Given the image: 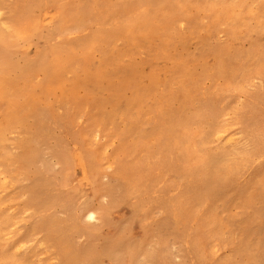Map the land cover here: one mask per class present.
<instances>
[{
    "label": "rangeland",
    "instance_id": "374dc122",
    "mask_svg": "<svg viewBox=\"0 0 264 264\" xmlns=\"http://www.w3.org/2000/svg\"><path fill=\"white\" fill-rule=\"evenodd\" d=\"M231 1L237 4L235 12L214 22V13L224 11ZM64 3L73 16L90 13L97 21L85 18L66 34L50 38V46L59 45L64 55L77 59L60 87L49 90L46 74L37 72L27 87L21 81L16 88L21 120L33 123L25 113L37 108L51 132L38 146H30L40 154L30 173L25 176L20 165L13 164V188L0 187V217L11 216L9 236L0 240V264H63V252L84 264L91 251L100 264H123L129 255L140 253L138 264H198L197 246L205 257L203 264H259V256L264 257V0H216L214 9L207 0ZM34 4L35 0L0 1V17L6 20L12 11ZM251 10L260 20L253 19ZM42 26L30 29L28 49L22 43L29 57H35L44 43L40 36L47 30ZM4 33L11 35L12 30ZM14 53V60L21 62L23 52ZM86 76L82 86L79 81ZM150 81V90L144 92ZM137 95L129 120L113 118L117 110L121 115L131 108ZM71 103L77 105L74 114L79 118L71 116L69 127L99 168L98 183L106 192L96 204L94 220L65 197L66 189L74 194L80 189L73 184L72 172L50 154L52 139L65 138L63 122ZM251 120L256 136L250 150L257 151L237 154L235 145L246 140ZM221 130L225 133L220 137ZM94 132L100 136L94 137ZM34 137V126L12 130L0 156L8 151L16 160L18 155L19 161L27 158L30 147L21 150L17 141ZM231 137L235 143L229 142ZM71 139L68 135L69 146ZM231 166L234 171L229 173ZM79 169L74 168V175L82 181ZM38 174L52 178L44 187L51 194L50 221L75 218L84 234L50 235L45 226L17 250V236L31 231L36 215L42 220V205L31 202L35 189L43 188L35 180ZM216 175L217 191L209 192L198 180ZM61 181L68 187L56 186ZM131 188L141 195V223L113 201L127 196ZM8 194L11 199L6 201ZM180 195L183 200L178 203ZM176 205L179 209L167 216ZM108 210L112 214L105 218L103 211ZM188 230L194 232L190 243L183 241ZM122 241L126 244L120 247Z\"/></svg>",
    "mask_w": 264,
    "mask_h": 264
},
{
    "label": "bare ground",
    "instance_id": "6f19581e",
    "mask_svg": "<svg viewBox=\"0 0 264 264\" xmlns=\"http://www.w3.org/2000/svg\"><path fill=\"white\" fill-rule=\"evenodd\" d=\"M64 1L65 0H35V4L33 6L26 7L25 9H21L18 11H12V13L7 17L6 20L0 17V151H6V143L8 140L7 137L12 130H18L19 132H21L22 130L30 128L31 126L35 127L34 138H19L17 141V148L21 150L23 149L24 151L31 145L38 146L45 140L44 137L48 136L51 132L49 126H47V118L44 116V113H42V111L37 108H31L25 113L27 118H31L34 120L33 123L30 124L21 120V117L17 110V106L15 105L18 101L19 96V91L16 88L21 81H25V87H27L28 82L33 78L35 73L43 72L46 74L49 90L54 91L56 87L61 86V82L64 79L65 75L74 70V65L77 64L76 57H74V55H71L70 53L64 55L59 45L54 47L50 46V38L54 39L55 36L66 34L71 30L73 25L78 24L79 22H85V18H88V20H96V18L90 13L89 15H84L85 12L80 13L79 18L73 16L70 9L65 6ZM215 1L216 0H207L208 6L214 9ZM236 7L237 4L234 1L228 3L224 11L217 12V15L214 13V22L220 21L225 13L227 15L230 11L235 12ZM251 13L254 20H260V15L255 13L253 10H251ZM40 26H42L41 30H47L45 32H41L40 36L44 43L40 50L37 51L35 57H29L24 49H22V45L24 44V47L28 49L25 43L28 42V39L30 37V29L32 28L33 30L37 31L40 30ZM9 29L12 30L11 35H7L6 33H4V31H7ZM60 41H62V39H60ZM17 50L23 52L21 62L14 60V51ZM87 78L88 76H86L83 80H80L79 84H81L82 86L86 85ZM53 84H56L57 86H54ZM151 84V81L148 82L144 89V92L150 90ZM10 88L13 89L10 90ZM139 98L140 95L135 96L134 101L131 103V108L127 107L124 112H121V115H118V113L120 112L119 110H117L115 112L116 115H112L113 118L119 117L123 120H129L131 117V111L138 104ZM7 101L11 103L9 106H7L8 104L5 103ZM252 107L253 105L249 106L247 111L252 112ZM76 109H78L77 105L71 103L69 106V111L66 112L65 116L67 120L63 122V131L65 132V138L50 137L53 138L52 140L55 143V145L50 149V154L54 157H57L59 163L66 170L72 172L71 175L73 184L76 188L80 189L79 194H74L69 189H66L65 197L68 200L77 203L79 206H81L82 209H84V211H87L86 216L88 219L94 220L99 211L96 204L99 203V201L103 197H105L104 195L106 192L105 189L98 183V176L100 175L99 168L93 164V161L87 155L84 142L75 138L74 132L69 127L71 116L75 118V121L79 118V115L75 116L74 114ZM87 114H90V112ZM36 118H38L40 122H36ZM247 127L246 140L242 143V145L237 144L235 145V147L237 154L249 156L252 153L251 151L255 150V148L253 150H250L251 145L255 143L254 138L256 136L254 132V121H247ZM99 133L100 132H94V137L100 136ZM224 133L225 130H221L218 135L221 137ZM68 135H70L72 138L70 141L72 146L67 145ZM229 142L235 143L236 139L234 137H231L229 139ZM258 143L259 142H257V144ZM257 144L256 146H258ZM262 144L264 143H261V147H263ZM257 148L259 149V146ZM29 149L31 151V154H27V158H22L21 161H19L21 155H18L19 158L18 160H16V156L9 153L8 151L3 156H0V168L2 165L7 164L5 172H1L0 170V187L3 184L6 191L9 188H13V185L15 183V177L12 171L13 169H11V166L13 164L20 165V167L18 168L19 172L27 176V174L30 173L31 168H33L37 163L38 158L40 157L39 152H36L33 147H30ZM256 151L257 150H255V152ZM45 165L47 167L48 163H45ZM76 166H79L81 168L79 170H81L83 174L82 181H78L74 175V168ZM226 170L229 173H232L234 171L233 166L229 167ZM37 178H35L36 182L39 185L43 186V188L35 189L31 202H38L40 203V205H42V220H40V214L36 215L31 222V231H29L25 235L17 236L14 242L15 248L17 250H21L22 247L20 246L24 243L32 241L35 235L34 233L39 229H43V227L45 226L47 227V229H49L50 235L58 234V232H60L61 234L68 232L70 235L77 233L84 234V228L75 218H68L67 221L64 222L58 221L55 218L50 221L48 213L51 206V194H49V192L44 187L52 180V178L50 176L45 177L43 174H38ZM114 179L116 181H119L117 177ZM189 179L190 186L192 181L194 180L192 176L189 177ZM198 180L199 182H201L202 186L209 192L219 190L220 178L218 175L210 179L201 176L198 177ZM64 184L66 187H68V183H64V181H61L59 185L56 184V186L60 188L64 186ZM137 193L138 192L136 189L131 188L127 196L123 197L118 202L117 200L113 201L115 205H120V207L124 208L126 211H129L130 214H136L138 217V222L141 223L144 217L142 210L143 203L141 195H137ZM10 199L11 195L8 194L6 201H9ZM179 199H182L181 195L178 196V200ZM178 203H180V200ZM62 208H66V202L62 203ZM178 209V205L174 206L173 211L170 212L167 216L172 215V213ZM168 210H171V208H169ZM103 212L104 216L106 215L105 218H108L109 215L112 214L111 210ZM164 220L165 222H167L169 218L167 217ZM10 222V215H1L0 240L5 238L6 236H9L8 228ZM93 236L94 234L87 235V237L89 238H92ZM193 237L194 232L192 230H188L183 236V241L186 243H190ZM43 242H47V240H44ZM125 244L126 242L122 241L120 243V247H123ZM141 255L142 253L134 256L129 255V258L123 264H138L137 259ZM4 256L5 260H7V254H4ZM63 257V264H77V260L73 259L70 253L63 252ZM98 257L99 256L96 252L91 251L87 255L84 264H100V260ZM148 257L150 258L151 255L149 254L145 257L147 261ZM195 259L198 264H203V260L205 259L198 246L195 249ZM258 260L259 264H264L263 256H259ZM143 264L150 263L144 262Z\"/></svg>",
    "mask_w": 264,
    "mask_h": 264
},
{
    "label": "snow or ice",
    "instance_id": "6c2138e0",
    "mask_svg": "<svg viewBox=\"0 0 264 264\" xmlns=\"http://www.w3.org/2000/svg\"><path fill=\"white\" fill-rule=\"evenodd\" d=\"M3 15V13H0V16H2Z\"/></svg>",
    "mask_w": 264,
    "mask_h": 264
}]
</instances>
